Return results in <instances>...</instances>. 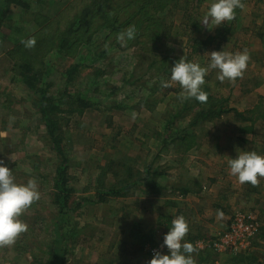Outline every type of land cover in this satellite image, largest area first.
Instances as JSON below:
<instances>
[{"label":"rangeland","instance_id":"1","mask_svg":"<svg viewBox=\"0 0 264 264\" xmlns=\"http://www.w3.org/2000/svg\"><path fill=\"white\" fill-rule=\"evenodd\" d=\"M85 1L87 0H46L43 4L37 3L33 11H27L26 14L18 7L10 6L9 9L21 13L17 18L18 25L16 15H11L12 23L15 22L17 27L27 29L26 32L33 35L37 26L33 20L37 14L48 12L56 17L54 20L59 21L60 26L65 27V23L80 12H77V9L81 8ZM212 2L213 0H204L203 16ZM242 2L245 7L236 11L239 22L235 25L234 35L221 43L220 48L218 42L210 45L206 53L223 50L236 53L247 49L251 57L247 70L235 83L220 81L218 70H210L202 87L204 90L207 85H211L213 94L228 98L230 107L250 117L254 103L264 94V4L254 0ZM157 3L158 0L155 4ZM171 7L169 2L165 3L163 9L159 7L162 12L159 17H155L157 20L151 21V25L164 24L163 17ZM30 12H34V15ZM175 13L177 32L171 34L163 44L164 55L173 59L170 66L161 68L153 64L150 68V56H144L141 62L135 57L136 52L133 49L125 51L115 48L104 56H90L82 63L74 81L69 82L64 73L76 63L74 58L65 60L64 57H54L50 69L47 65L41 68L40 61L32 59V67H29L31 70L28 73H46L47 90L49 89L51 94L63 93L69 84L67 93L86 95L93 101H99L96 107L89 108L83 116L65 113L60 115L64 148L70 157V183L76 191L72 203L81 204V208L70 216L63 230L74 231L75 234L72 252L66 264H99L98 255L110 254L111 251H107L109 244H116L120 237L110 220L128 218L137 209H143L145 202H151L156 207L154 211H158L160 196L164 201H175L174 198L179 194L173 193L175 187L195 189L198 186H207L202 189L201 196L192 195L190 202L194 203L193 210L187 209L185 214L206 220L210 227L216 220L215 215L227 204L225 200L229 191L217 193L226 186L208 179L228 178L239 187L238 179L230 174L229 169L230 159L237 158V149L264 155V122L261 120L256 122L254 132L246 136L241 135L240 128L250 124L238 119L235 111L210 123L189 126L200 105L195 104L194 98H184L179 83L171 81V67L184 55L187 61L206 67L210 63V56L205 53L202 56L187 58L189 38L181 26L182 15L177 11ZM23 17L30 19L32 25L25 26ZM5 21L2 31L4 35L0 36V161L13 170L17 183L26 184L30 179H34L40 199L21 216L28 225V231L21 234L15 244L0 247V264H45L50 258L49 251L53 249L54 224L58 220V211L52 201L54 177L60 160L52 148L46 128L40 123V115L35 107L38 99L36 92L40 86L32 88L24 84L20 76L21 66L26 63L23 62L26 58L24 55H29L26 50L33 47L27 48L24 45L17 48L20 43L13 44L10 40V33L15 26L9 27L8 25L12 24H6ZM170 23L171 20H167V25ZM203 28L204 31L208 29L206 25H203ZM208 31L202 35L203 38L211 35L214 29ZM44 58L39 56L37 59L42 61ZM76 61L79 62V58ZM89 65L92 66L88 67ZM96 69L101 72L96 73ZM163 81H168L169 87H161ZM144 83L152 93L146 104L142 103L148 93L144 90ZM67 107L65 106V109ZM133 113L136 114L135 119ZM175 115L177 117L173 118ZM171 119H174L173 123L168 125ZM189 133H195L199 144L187 152L186 143L182 142L181 138L180 142L174 143V139ZM162 140L167 146L160 144ZM157 154L160 158L153 163L155 168L166 171L161 182L168 187L161 195L148 194L144 192L147 191L146 186H139L126 198H106L108 203L98 200L100 191L105 193L113 182L112 172L118 171L122 176H127L128 172L137 175L152 163ZM102 167L105 169H101ZM233 197L237 200L238 196L234 194ZM232 208L234 209L228 204L229 211H222L225 217H229L225 218L224 222L229 219L231 221L237 212L253 211L262 223L261 232L253 240L250 249L238 255H245V260L241 259L236 263L238 256L219 255L209 248L202 250L197 245L199 243L196 244L197 241L187 240L196 249L192 254L195 264H264V189L249 195L246 202L239 205L237 202ZM143 213L144 211H140L139 224L142 226L138 225L131 235L139 241H145L146 238L147 228L142 220L145 215ZM223 219L220 218V222H223ZM104 220L108 222L103 224ZM222 229L224 227L211 226V230L205 231L207 237L202 239L213 240L221 234ZM114 233L117 234L113 236ZM129 233L130 229L126 226V229L122 230V236L125 238ZM156 241H152V245L163 243L159 238ZM155 250L157 247L151 249V252L147 251L150 259L153 258ZM161 252L169 254L166 247ZM99 259L105 263L104 259Z\"/></svg>","mask_w":264,"mask_h":264},{"label":"trees","instance_id":"2","mask_svg":"<svg viewBox=\"0 0 264 264\" xmlns=\"http://www.w3.org/2000/svg\"><path fill=\"white\" fill-rule=\"evenodd\" d=\"M44 1L46 0H0V36L3 34L2 31H4L3 21L6 20V24L8 22L12 24L8 25L9 27L15 26L10 33V40L13 44L20 43V45L16 46L17 48L19 46H24L22 41H26L30 38H35L36 40L35 46L30 50H26L29 52V55L27 54L28 57L24 55L26 58L23 62L26 63L21 66L22 74L20 76H22L21 79L24 84L31 87L35 86L36 88L40 86L36 92L38 94V99L35 103V107L40 115V123L46 128V133L50 139L52 148L60 160L54 177L52 201L58 211V220L54 224L53 249L49 251L50 258L45 264H66L72 252L73 235L75 234L74 231L66 232L63 230L64 226L68 224L67 222L70 216L75 213L77 209L81 208V204L72 203L76 191L70 183V157L64 148V133L60 126L62 121L60 115L65 113L71 116L73 114L83 116L89 108L96 107L99 101H93L92 98L86 95H73L67 93V88L70 86L69 84L66 85L63 93L59 95L51 94L49 89L47 90L46 73L44 75L39 73H28V71L31 70L29 67H32V59L38 62L40 61L39 65L41 68L47 65L48 69H50L53 63L52 58L54 60V57L61 59L64 57L65 60L74 58L76 63L70 66L64 73L67 75V81L69 82L74 81L75 75L79 72L82 63L90 58V56H97L98 54L104 56L115 48L125 51L133 49L136 52L135 57L141 62H143V57L148 55L152 58L150 68L153 64L154 66L158 65L163 68L164 66L173 64L172 57L164 55L163 44L171 34L177 32L175 28L178 27L174 22V18L177 14L175 11L182 15L183 23H181V26L184 28L185 34L189 38L188 59L194 56H202L209 51L210 45H214L215 42H218V47L220 48L221 43L228 41L230 37L234 35L235 25L236 23L238 24L239 21L234 19L230 23L225 22L222 26L216 27L211 35L203 38L202 35L205 34V32H209L208 29L204 31L202 25V4L204 0H158L159 3L157 4H155L157 0H89V2L87 0L83 4L84 7L82 6L77 9V12L80 11L81 13H77L68 23H65V27L64 25L60 26L59 21L54 20L56 17L51 16L48 12H46V14H37V17L33 20L37 24L36 29L33 30V35H31V32H26L27 29H22L19 26L17 27V18L21 16V13L10 11V6L18 7L21 11H25L23 13L26 14L28 13L27 11H33L37 3L43 4ZM166 2H169L172 7L166 16L163 17L164 24L161 26L151 25V21L157 20L155 17H159V14L162 12L159 7L164 8ZM50 3H52V1H50ZM238 10L239 8L236 9V11ZM30 13L33 14L34 12ZM12 14L16 15L15 20L17 25L15 22L12 23ZM167 20H171L169 25H167ZM22 21L27 27L32 25L30 19H25V17H23ZM132 25L136 27V37L134 40L128 41L125 47H122L117 40V36L120 32L125 31ZM35 56L37 58H39V56L45 58L41 61ZM77 58H79V62H77L78 60L76 61ZM171 59L172 61H170ZM90 66L92 65L88 67ZM96 70V73L101 72L100 69ZM124 77H126V75H124ZM144 84V90L148 93L142 103L146 104L147 100L152 96V93H150L146 83ZM204 90L207 95L209 94L208 99L206 102H198L196 100L195 104L200 105V108L196 111L189 126L196 127L200 123H210L220 119L223 115H228L235 111V115L238 119L249 122L250 124L249 126H242L240 128L241 135L243 136L254 132L257 121L261 120L264 122V98L259 97L257 102L254 103L251 116L249 117L238 113L233 107H230L228 98L218 97L216 94H213L211 85H207ZM65 106L68 107L65 109ZM176 115L173 116V118L177 117ZM173 120L174 119L169 120L168 125L172 124ZM163 137L165 138L167 136ZM180 138L182 142L186 143L187 146L185 149L187 152H190L192 148L199 144L196 141L197 137L195 133L185 134L181 137L177 136L174 139V143L180 142ZM163 140L160 144H165ZM165 145L167 146V144ZM159 158L160 155L157 154L152 163L147 165L142 173L138 172L137 175L128 172L127 176H122L118 171L117 173L112 172L111 174L114 180L110 183L105 193H103L104 191H100L98 200L108 203L109 200L106 198H126L132 193L135 187L139 186H146L145 188H147V191L144 192L148 194L161 195L168 187L161 182V179L166 175V171L161 168H155V164L153 163ZM101 169L105 168L102 167ZM130 178L132 181H130ZM178 191H184L186 194L188 192L187 189L183 190L181 187H175L173 193L176 194ZM162 245L163 243L157 246L145 245L146 251L151 252V249L156 247L157 251H163L165 247H161ZM244 256L245 255L238 256L236 263H239L241 259L245 260L246 257Z\"/></svg>","mask_w":264,"mask_h":264},{"label":"clouds","instance_id":"3","mask_svg":"<svg viewBox=\"0 0 264 264\" xmlns=\"http://www.w3.org/2000/svg\"><path fill=\"white\" fill-rule=\"evenodd\" d=\"M244 7L242 0H213L203 16L202 25H206L209 30L215 29L225 22L233 21L236 18V9ZM135 37L136 27L132 25L120 32L117 40L125 47L127 42ZM22 42L27 48L36 44L35 38ZM205 55L210 56V63L206 67L187 61L185 55L171 67V81L179 83L186 99L194 98L199 102H206L208 95L202 86L210 70H218L220 81L235 83L244 76L251 58L247 49L236 53L213 51ZM161 87H169V82L163 81ZM132 116L135 119L136 114L133 113ZM237 153V158H231L229 161L230 174L242 185L250 183L256 186L264 179V155L240 149H237ZM39 199L40 192L34 179H30L26 184L17 183L13 170L0 161V247L15 244L18 237L28 231V225L21 216ZM218 216L222 217L223 212L218 211ZM189 231L190 227L184 216L173 219L170 231L165 234L161 246L166 247L169 254L156 251L149 264H195L192 254L196 249L185 239Z\"/></svg>","mask_w":264,"mask_h":264},{"label":"crops","instance_id":"4","mask_svg":"<svg viewBox=\"0 0 264 264\" xmlns=\"http://www.w3.org/2000/svg\"><path fill=\"white\" fill-rule=\"evenodd\" d=\"M254 1L255 2L259 1L260 3L264 4V0H254ZM237 18L238 16L236 15L235 19ZM261 96L262 98H264V94H262ZM208 180L216 181V183H221L222 186H226L224 189H221L217 193L222 194V191L224 190L229 191L228 198L225 200L227 204L225 205L222 211L228 210V204L231 205V209H234L232 208V206L235 207L237 202H238V205L243 202H246L249 195L251 196L252 194L259 192V190L262 191V189H264V179H261L260 182L256 186H253L250 183H245L243 185L240 184L239 187L238 185H235L236 184L235 182L230 181L228 178L224 180L223 178L219 179L217 177L215 178L211 177ZM205 187L207 186H203V187L198 186V188H195V189L187 188L188 190L187 194L184 191H178L177 193L179 194H177L176 197L174 198L175 201H166V200L164 201L161 196H160L161 198L158 196L160 199L159 207L157 208L158 211H154V208L156 209V207L153 206L151 202H147L146 204H144L143 209H140V210L137 209L135 213L133 215H130L128 218L119 217L115 220H110V222L114 226V230H116L117 233H119L120 237L118 241L116 242V244H109L107 251H111L110 254L105 255L104 253H102L98 255L97 258L100 262L99 264H106L108 261L109 262L107 264H149V261L151 259H150V255L147 254L145 245L151 246L152 241H156V240L158 241V238L160 239V241L164 240L165 234L170 231V227L172 226L173 219H175L177 216H180V215L186 218L189 224V227H190V231L185 238L188 241L190 240L191 242L197 241L196 242L197 244L199 241H201L203 237L205 239L207 237L206 236L207 234L205 231L211 230V226L212 227L213 226L214 227H217V226L224 227L221 233L224 232L228 228L230 219L226 222H224V220L225 218H229V217H225L224 215L220 217L216 214L214 218L216 219L215 222H213V225L209 227L208 222L206 220L202 221L200 217H197V218L188 217L185 214L187 209L193 210L192 207H194V203L190 202V198L192 197V195H194L195 197L201 196ZM248 187H250L249 191H248ZM258 187H260L261 189ZM235 189L237 191H235ZM210 191H213V189H210ZM234 194L238 196L237 200L234 199L236 198V197H233ZM154 198H157V197H154ZM150 199L154 200L152 197H150ZM170 209H173V210L169 211ZM174 210H175L176 215H174ZM140 211H144L143 214H145L144 218L142 219L146 224L145 228H147L145 243L144 241H139L135 237L131 236L134 234V231H136V228L138 227V225H140L139 224ZM220 218H224L223 222H220ZM210 219H213V217H210ZM106 222H108V220H104L103 224H105ZM126 226L129 227L130 233L127 237L124 238L122 236V230L126 229ZM117 233H114L113 236H115ZM99 258L104 259L105 263Z\"/></svg>","mask_w":264,"mask_h":264},{"label":"built area","instance_id":"5","mask_svg":"<svg viewBox=\"0 0 264 264\" xmlns=\"http://www.w3.org/2000/svg\"><path fill=\"white\" fill-rule=\"evenodd\" d=\"M261 228L262 223L255 212H237L224 232L213 240L199 241L197 245L202 250L209 248L219 255L237 256L250 249Z\"/></svg>","mask_w":264,"mask_h":264}]
</instances>
